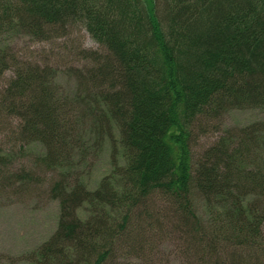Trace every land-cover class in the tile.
I'll return each mask as SVG.
<instances>
[{
  "label": "trees",
  "instance_id": "trees-1",
  "mask_svg": "<svg viewBox=\"0 0 264 264\" xmlns=\"http://www.w3.org/2000/svg\"><path fill=\"white\" fill-rule=\"evenodd\" d=\"M74 30L98 50L80 51L71 99L52 66L0 50V131L42 147L37 181L59 209L23 264H170L163 244L185 264H264V120L192 150L208 122L264 110V0H0V37ZM7 158L0 184H31Z\"/></svg>",
  "mask_w": 264,
  "mask_h": 264
},
{
  "label": "rangeland",
  "instance_id": "rangeland-1",
  "mask_svg": "<svg viewBox=\"0 0 264 264\" xmlns=\"http://www.w3.org/2000/svg\"><path fill=\"white\" fill-rule=\"evenodd\" d=\"M70 33L68 39L47 43L20 34H6L0 37V50L11 48L18 56L31 60L37 58L52 66L56 70L54 81L58 91L71 99L76 91V82L69 68L73 65L87 66L88 62L80 51H97L98 46L83 31ZM260 120H264V110H232L222 118L221 130L240 128ZM7 128L6 133L0 131V153L8 156V170L35 171V175L31 184L21 183L8 188L0 184V264H23L26 254L54 232L59 209L57 202L45 192L46 182L37 181L43 179L42 172L35 165L36 158L43 153L42 147L38 144L23 147L15 141L11 128ZM216 138L214 135L205 137L201 145L192 148L193 153H199ZM79 166L83 167L82 164ZM108 170V154L105 152L94 164L92 178L86 182L88 189L95 188L100 175ZM194 204L197 215L202 218V203L196 199ZM159 252L165 259L170 255V264H185L167 244L159 247Z\"/></svg>",
  "mask_w": 264,
  "mask_h": 264
},
{
  "label": "bare ground",
  "instance_id": "bare-ground-1",
  "mask_svg": "<svg viewBox=\"0 0 264 264\" xmlns=\"http://www.w3.org/2000/svg\"><path fill=\"white\" fill-rule=\"evenodd\" d=\"M84 32V31H83ZM86 33V32H85ZM87 34V33H86ZM88 35V34H87ZM89 36V35H88ZM90 38V37H89ZM91 39V38H90ZM73 68H78V69H80V68H82V66H80V65H73L71 68H69V71H70V73L71 74H73V71H72V69ZM55 76H56V73H55ZM55 77L53 78V83L55 84ZM55 86H56V84H55ZM222 120V118L219 120V122H218V124H214L213 125V122H208L207 124H206V130L204 131V133L203 134H200V135H198L197 136V138L195 139V145L196 146H198V145H201V142H203L204 140H205V137H211L212 135H214L215 137H217V138H220L221 136H223L228 130H231V129H236V128H230V129H223V130H221V121ZM247 126V125H246ZM243 127H245V126H243ZM240 128H242V127H240ZM217 138L213 141V142H215V141H217ZM212 142V143H213ZM211 143V144H212ZM210 145V144H209ZM203 148H205V147H203Z\"/></svg>",
  "mask_w": 264,
  "mask_h": 264
}]
</instances>
